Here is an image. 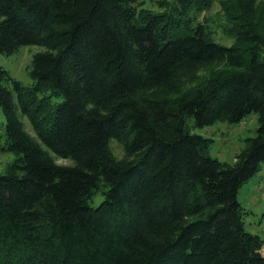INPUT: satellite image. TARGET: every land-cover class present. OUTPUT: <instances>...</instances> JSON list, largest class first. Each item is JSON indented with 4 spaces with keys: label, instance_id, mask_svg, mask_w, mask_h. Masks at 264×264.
I'll list each match as a JSON object with an SVG mask.
<instances>
[{
    "label": "trees",
    "instance_id": "16d2710c",
    "mask_svg": "<svg viewBox=\"0 0 264 264\" xmlns=\"http://www.w3.org/2000/svg\"><path fill=\"white\" fill-rule=\"evenodd\" d=\"M213 1L0 0V52L42 47L30 85L0 67V264H264L237 200L264 162V4L217 0L223 45L198 19ZM250 112L231 164L186 123Z\"/></svg>",
    "mask_w": 264,
    "mask_h": 264
},
{
    "label": "rangeland",
    "instance_id": "374dc122",
    "mask_svg": "<svg viewBox=\"0 0 264 264\" xmlns=\"http://www.w3.org/2000/svg\"><path fill=\"white\" fill-rule=\"evenodd\" d=\"M145 7L157 9V0H140ZM259 4H264V0H258ZM221 10L217 0H214L211 7L202 12L198 19L202 20L203 16L208 19L210 29L214 40L223 44L229 45L232 42V37H227L219 23L222 22ZM39 45H23L15 52L6 54L0 52V67L5 69L9 75L18 80L23 85H30L33 80L29 75L31 67V57L34 52L41 50ZM212 66H202L196 72L197 76L207 75ZM187 83L186 85H188ZM61 100V97L58 98ZM25 129L33 135L30 123L26 117H21ZM192 117H186L189 131L194 134L202 135L211 138L212 142L209 148V155L222 162L231 164L234 156L245 146L246 138L255 135L258 126L257 114L250 112L237 122H227L224 120L216 121L209 125L193 126ZM5 118L0 109V172L4 171L5 167L10 164L16 155L7 150L5 132ZM37 139V138H36ZM108 148L115 158H121L124 155L122 145L115 139L110 138ZM55 161L61 164H67L70 161L65 158L55 157ZM102 195L98 192L93 201L90 203L96 205L100 202ZM237 200L244 210L243 222L245 229L257 234L263 240L264 254V162L261 163L257 172L245 181L238 189Z\"/></svg>",
    "mask_w": 264,
    "mask_h": 264
}]
</instances>
